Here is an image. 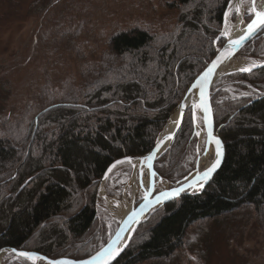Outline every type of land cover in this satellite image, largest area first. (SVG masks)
I'll return each instance as SVG.
<instances>
[{"label": "trees", "instance_id": "obj_1", "mask_svg": "<svg viewBox=\"0 0 264 264\" xmlns=\"http://www.w3.org/2000/svg\"><path fill=\"white\" fill-rule=\"evenodd\" d=\"M168 1L177 10L168 29L116 31L93 62L77 50L75 80L62 90L42 86L38 101L0 120V250L83 260L106 243L98 207L105 170L154 147L188 86L225 42L218 35L229 0ZM242 52L259 57L264 32ZM108 54L116 63L102 67ZM226 80L253 90L232 96ZM211 106L225 145L221 166L201 191L154 210L111 264H168L185 253L188 230L201 220L222 225L245 213L264 234V67L217 80ZM192 132L187 109L173 143L154 161L164 182L192 171ZM129 167L119 164L111 174Z\"/></svg>", "mask_w": 264, "mask_h": 264}, {"label": "rangeland", "instance_id": "obj_2", "mask_svg": "<svg viewBox=\"0 0 264 264\" xmlns=\"http://www.w3.org/2000/svg\"><path fill=\"white\" fill-rule=\"evenodd\" d=\"M167 2L0 0V120L11 115L13 109L17 111L38 101L42 86L62 90L68 81L75 80L77 50L84 49L83 55L88 62H93L104 55L108 47L107 39L116 31L134 27L168 29L175 22L177 10ZM250 5V0H243L245 23L252 14ZM228 15V19L234 22L236 11L231 9ZM90 49L98 50L99 55L91 54L88 52ZM235 58L256 65L264 61V52L259 57H251L242 52ZM112 59V54H108L102 67L115 65ZM251 70L248 67L247 73ZM238 72L246 73L238 70L230 74ZM126 77L130 80V76ZM225 82V89L232 96H247L253 90L251 86L236 87L228 80ZM172 115L173 112L170 117ZM197 121L202 128L199 115ZM196 154L195 145L193 163ZM129 164L127 169L110 173L105 181H101L98 190V197L102 200L98 207L106 219L107 239L118 224L115 213L131 199L133 165ZM170 186L171 183L163 182L156 187V191ZM136 197L139 201L142 195ZM56 220L59 224V218ZM59 226L62 229V225ZM187 238L185 253L168 264H264V234L245 213H239L222 225L206 220L198 221L189 228ZM13 259L8 253L1 264H9ZM16 262L29 263L20 260Z\"/></svg>", "mask_w": 264, "mask_h": 264}, {"label": "water", "instance_id": "obj_3", "mask_svg": "<svg viewBox=\"0 0 264 264\" xmlns=\"http://www.w3.org/2000/svg\"><path fill=\"white\" fill-rule=\"evenodd\" d=\"M251 2V0H250ZM253 9V7H252ZM260 12H264L260 11ZM257 17L255 15V12L252 11L251 19L249 22L246 23L245 31L242 35H240L237 38H225L224 45L218 49L216 55L212 58V60L203 68V70L195 77V79L191 82V84L186 89L184 95L182 96L180 102L175 107L174 112L177 110L178 112V119L175 128L170 134L164 133V128L157 137L154 147L146 154L142 155L139 158H146L149 155L153 156L152 160L148 161V169L151 176V179L153 180L156 175L154 171V161L157 160L173 143L176 134L178 133L180 127L182 126V122L184 120L185 112L188 108L191 109L192 113V121H193V133L192 137L197 138L196 143V162L195 167L193 171L184 177L182 180H180L178 183H176L173 187H170L168 189H162L157 192H155L154 182H151L150 187L148 191L141 197L139 201H136L132 208L125 214V216L121 219L120 222H118V226L115 230V232L110 236V238L107 240V242L94 254L89 256L86 259L83 260H73L66 257H61L57 259H50L47 258L41 254L35 253V252H29V251H21V250H15L12 248L2 249L0 250V254L2 252H11L14 254L15 259L16 258H24L30 261V264H49V262H52V264H62V262H67V264H85V262L92 261L93 257H96L98 253H101L103 250L108 249L111 245L110 253H106L104 256L97 259L94 264H111L113 263L123 252V250L128 245L132 235L134 234L135 230L137 229L138 225L142 223L154 210L159 208L161 205L179 198L182 195L186 194H192L196 193L198 191H201L204 186L209 182L212 175L217 171V169L221 166L224 156H225V145L221 137L218 135V129H215V123L213 118V111L211 106V86L213 83L220 78L223 75L230 74L233 72L225 73L221 76H216L219 72V69L221 65L234 58L235 55L253 38H255L261 31L264 30V25H261L259 27H255L253 30H249V25L253 23L254 20H256ZM221 37H225V34H221ZM233 41H240L238 44H234ZM223 53V55H221ZM213 61L217 62V67L215 69L208 73L207 76L204 74L207 72L208 68L212 67ZM264 67V61L261 62L259 65L253 67ZM238 71V70H236ZM195 85V87H193ZM195 94L196 96V102L198 108H200L199 116L202 121V128L199 127L197 123V112L195 109L194 104L190 105L187 104L188 98ZM171 118V117H170ZM170 120V119H169ZM201 128L204 135V141H203V153H207L209 151V146L211 141H219V155H217V158L213 164L216 163V161L219 159L220 163L217 165V167L210 173L209 177L207 179H204V173L212 168L209 167L208 169L203 170L202 172H198V151H199V145H200V139L197 134V128ZM130 158V159H129ZM120 161L121 163H117ZM134 161L133 157H124L117 159L113 161L105 170L101 181H105L111 171L119 164L122 163H131ZM114 166V167H113ZM183 188V191H180L178 195L175 196H169L167 198L163 197L161 193H171L174 190H179ZM159 197V200L157 199ZM15 250V251H13ZM20 252H27L32 255L34 258H28L24 256H20L18 253ZM111 253H116L115 255H112V258H108Z\"/></svg>", "mask_w": 264, "mask_h": 264}, {"label": "bare ground", "instance_id": "obj_4", "mask_svg": "<svg viewBox=\"0 0 264 264\" xmlns=\"http://www.w3.org/2000/svg\"><path fill=\"white\" fill-rule=\"evenodd\" d=\"M250 8H255L256 11H263L264 10V0H251L250 2ZM234 9L237 13V17L234 20V22H231L228 19V16H225L224 21V32L225 36L227 38H237L240 35L243 34L246 28V23L244 21L243 12V0H229L227 10L225 13H230V10ZM230 25V26H229ZM236 57V56H235ZM232 58L226 62H224L219 72L217 73V77L221 76L225 73L233 72L236 70L241 69H248V67H253L254 65L251 62H246L244 60H240L237 58ZM187 104L195 106V109L198 107L196 102V96L195 94L191 95L188 100ZM190 109V108H188ZM197 115L200 113V108L196 109ZM178 119V112L177 110L174 112V114L171 116L170 120L167 122L164 133L170 134L173 129L176 126ZM219 131V128H218ZM197 134L200 139V145H199V151H198V172H202L205 169H208L213 165L215 162L219 149L217 146L216 141H211L209 146V151L207 153H203V146L202 142L204 140L203 131L201 128H197ZM133 165V172L131 177V199L122 205L118 212L115 213V218L117 222H120L121 219L125 216V214L132 208V205L137 201V195L141 194L142 196L148 191L151 182H154V187H156L159 184H163V180L157 176L154 177V179H151L149 169H148V161L145 158H138L132 162ZM8 252H2L0 254V264L2 260L6 257Z\"/></svg>", "mask_w": 264, "mask_h": 264}, {"label": "snow or ice", "instance_id": "obj_5", "mask_svg": "<svg viewBox=\"0 0 264 264\" xmlns=\"http://www.w3.org/2000/svg\"><path fill=\"white\" fill-rule=\"evenodd\" d=\"M252 11L255 12V15L257 17L256 20L253 21L252 24L249 25V30H253L255 27H259L261 25H264V12H260V11H256L255 8L252 9ZM228 13H225V16H227ZM240 41H233L234 44H238ZM221 55H223V53H221ZM217 62L216 61H213V65L212 67L208 68L207 72L204 74L205 76L208 75V73L212 72L215 67H217ZM242 71H248V69H241ZM193 87H195V85H193ZM217 143V146H218V149H219V144L220 142L217 140L216 141ZM218 155H219V152H218ZM130 159V158H129ZM146 160H152L153 159V156L152 155H149L148 157L145 158ZM117 163H121L120 161H118ZM220 163L219 159L216 161L215 164L212 165V168L208 169L203 175H204V179H207L210 175V173L217 167V165ZM114 167V166H113ZM180 191H183V188L179 189V190H174L173 192L171 193H161V195L165 198L169 197V196H175V195H178ZM159 200V197L157 198ZM110 249H111V245L109 246L108 249H105L103 250L101 253H98V255L96 257H93L92 258V261H89V262H85V264H94V262L99 259L100 257L104 256L106 253H110ZM15 251V250H13ZM20 256H24V257H28V258H34L32 257V255L30 253H27V252H20L18 253ZM116 253H111L109 255V259L112 258V255H115ZM49 264H52V262H49ZM59 264V262H58ZM62 264H67V262H62Z\"/></svg>", "mask_w": 264, "mask_h": 264}]
</instances>
